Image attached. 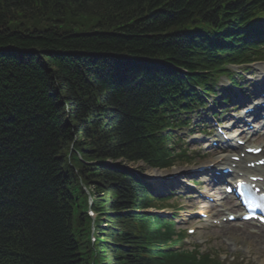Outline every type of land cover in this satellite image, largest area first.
<instances>
[{"label":"trees","instance_id":"1","mask_svg":"<svg viewBox=\"0 0 264 264\" xmlns=\"http://www.w3.org/2000/svg\"><path fill=\"white\" fill-rule=\"evenodd\" d=\"M262 18L264 0H0V264H210L104 161L172 164L162 130L187 82Z\"/></svg>","mask_w":264,"mask_h":264},{"label":"rangeland","instance_id":"2","mask_svg":"<svg viewBox=\"0 0 264 264\" xmlns=\"http://www.w3.org/2000/svg\"><path fill=\"white\" fill-rule=\"evenodd\" d=\"M259 64L256 65V67H258ZM236 68V67H235ZM256 76H252L248 79V81L250 83H254ZM222 82L226 83L227 81L222 78ZM247 86L249 87V85L247 84ZM237 104H233V102L228 103L227 106L224 109H230L235 107ZM216 109H218L216 107ZM232 112V110H230L229 112H227V114L225 115L226 117L229 116ZM185 136H187L186 134H184ZM188 138V142L189 145L185 148L189 149V150H194L196 149L198 151V147H200V145H195V146H191V144L195 141H197V137L195 136H187ZM194 148V149H193ZM209 149V146H204L201 150H200V157L197 158L196 160H194L191 164L188 165H178V166H174L170 169H163V170H154L155 173H157L156 176L157 180L156 182H162L161 180L164 179L167 175H171L175 172H177L178 174H180L179 179L181 180H185L186 183H188V185H185V183H182L180 188H175V189H184V187H188L186 188V191L189 192L187 194H191L194 195L193 198H195L196 196H204L205 191L207 190L205 187H203L202 185H198L197 183H195L194 181L196 180H200L199 177L196 176V174H192V175H186L185 171L183 173L182 170H187L191 167H195L196 165H202V164H206L208 162H210L212 159H214V157L212 158H205V151ZM110 160V159H108ZM112 163L117 164L118 166H124L127 165L129 167H133L135 170H139L140 172L144 171V172H148L149 169H146L145 165H143L141 162H127L124 161L122 159H118V160H110ZM143 168V169H142ZM199 178V179H198ZM169 179V180H168ZM167 182L162 184L160 187L161 188H165L168 187V185H172L175 184L176 186L179 185V183H173L172 179L173 178H168ZM192 185V187H190V185ZM192 188V190H191ZM167 194V193H166ZM165 194V195H166ZM182 197H173V198H166L165 201H163L165 208L163 210H160L162 213H169L171 214L174 211H178L177 209H175V206L181 205L182 207H185L183 210H181L179 213L177 212L178 217H176L177 222L179 223V228H186V227H190L191 225H193L196 222L195 219V215L196 212H193V207L194 208H199L200 206H204V205H208L209 203H207L206 197L205 200L200 199V203L195 202V200L193 201H189V199H185V201H183L181 199ZM227 198L225 197H221L218 198V202H222L225 201ZM180 203V204H179ZM173 204V205H171ZM215 207L212 206V210L213 211H219L221 209V207H219L217 204ZM173 206V207H170ZM182 209V208H181ZM186 224V226H185ZM236 228L238 230H235V232L233 231H229V229H233ZM240 227L236 226V225H231V224H226L224 227L222 228H211L210 226H205L203 229L197 231L195 233V235H193L190 239H191V244H198L200 245V248L202 250H210L214 253H219L221 258L224 259L226 255V258H229V261H231L233 259V257L237 258V263L236 264H264V247L258 245L255 241H257V239L255 238H251L249 237L246 233H243V230H239ZM250 230V229H249ZM202 242V243H200Z\"/></svg>","mask_w":264,"mask_h":264},{"label":"bare ground","instance_id":"3","mask_svg":"<svg viewBox=\"0 0 264 264\" xmlns=\"http://www.w3.org/2000/svg\"><path fill=\"white\" fill-rule=\"evenodd\" d=\"M261 107H262V106L259 105L255 110L257 111V110H259ZM242 116H243V115H241V117H242ZM261 120H263V118H262L261 116H259L258 121H261ZM237 129H238L239 134H240V133L248 134L249 132H251V131L246 132L245 128H242V127H240V126H237ZM231 131H232V130H231ZM253 133H254V132H253ZM234 138H235V136H233V135L230 136V140H233ZM261 146H262V151H261V153H260L259 155L256 156L257 158L264 157V142L261 144ZM212 161H214L215 164H214V168L210 170V176H211V177H215V178L218 180V182L221 183L222 180L225 179L226 176H225L222 172H220L219 174H217V173H216V167H218L219 165H224V167H225V166H231L232 163H234V161H232V160L230 159V157L225 156V155H219L217 158L213 159ZM212 161H211V162H212ZM224 167H223V168H224ZM236 168H237L238 170H243V171H245L246 174H247V177L249 176V174H254V175H255V174H260V175H264V165H263V166H256V167L253 168V169H252V168H248V167H246V165H245L243 159H241L239 162H236ZM149 173H151V174H155V175L157 174V173L153 172L152 170H150ZM181 173H182V172H181ZM179 176H180V174H178L177 176H175V177L172 179V181H173V182H177V181L179 180ZM183 181H185V180H183ZM226 201H227V204H230L228 200H226ZM237 207H238L237 204H231V209H237ZM230 212H232V211H230ZM230 212H228L227 215H229ZM235 229H236V228H235ZM233 230H234V229H233ZM246 232H247V230H246ZM246 232H243V233H246ZM248 236L251 237V238H255V239H257V241H255V242H256L258 245H260V246L263 245V246H264V229L259 228V229L255 230V231H253V233H249V232H248ZM256 236H257V238H256Z\"/></svg>","mask_w":264,"mask_h":264}]
</instances>
